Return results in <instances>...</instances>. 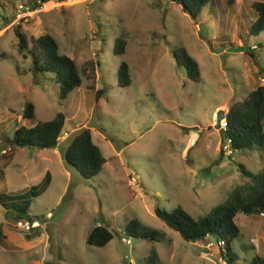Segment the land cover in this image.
<instances>
[{
  "label": "rangeland",
  "instance_id": "374dc122",
  "mask_svg": "<svg viewBox=\"0 0 264 264\" xmlns=\"http://www.w3.org/2000/svg\"><path fill=\"white\" fill-rule=\"evenodd\" d=\"M261 2L211 0L193 21L169 0H62L34 11L29 0H0V194L25 202L29 189L50 174L47 189L27 198L34 227H19L27 220L0 204V264H146L151 250L157 264L221 263L216 246L186 243L152 211L180 207L203 217L248 182L239 166L252 174L264 169V151L221 157L223 140L213 128L217 106L227 114L231 104L264 86V32L248 35L257 18L252 4ZM17 27L27 38L53 37L59 54L75 63L81 88L61 101L56 77L36 72L18 54ZM121 36L125 54L115 56ZM179 47L197 63L199 83L177 66L172 52ZM121 63L129 69L128 86L117 77ZM99 91L104 94L95 99ZM27 104L34 107L31 121L22 119ZM57 114L66 122L56 149L5 144L11 132ZM83 130L105 159L90 180L63 161L70 140ZM132 220L160 238H126ZM235 224L234 264L264 259V216L238 214ZM96 227L112 234L104 248L87 245Z\"/></svg>",
  "mask_w": 264,
  "mask_h": 264
},
{
  "label": "trees",
  "instance_id": "16d2710c",
  "mask_svg": "<svg viewBox=\"0 0 264 264\" xmlns=\"http://www.w3.org/2000/svg\"><path fill=\"white\" fill-rule=\"evenodd\" d=\"M61 1L29 0V6L31 11H34L45 4ZM169 1L179 6L184 14L195 21L211 0ZM251 8L257 18L250 24L248 35L257 37L264 32V3H253ZM15 36L18 54L23 59L29 58L36 72L51 73L56 77L61 101L66 100L74 90L81 88L82 80L75 63L67 56L59 54L58 44L53 37L43 35L38 38H27L19 27L15 29ZM125 46V39L121 36L114 43V55H124ZM172 54L177 66L185 70L188 80L199 83L201 80L199 67L187 51L179 47L173 50ZM245 54L254 60L252 52H245ZM86 68H89L91 73L88 78L94 79L95 69L92 63H87ZM117 77L124 82V86L130 84L129 69L125 63L118 66ZM103 94V91L97 92L95 99H99ZM33 118L34 107L27 104L22 119L31 121ZM65 121L66 118L63 114H57L48 122L36 124L30 128L20 127L15 130L13 141L7 137L4 142L13 149H56ZM226 125V136L223 139L231 141L230 151H264V86L258 87L243 100L228 107ZM220 154L222 157L221 152ZM230 156L231 153L228 157L230 158ZM63 161L69 169L77 172L84 180L96 177L105 165V159L100 149L92 142L89 130L80 131L70 140L63 153ZM238 172L248 182L233 188L222 204L212 208L203 217L193 218L180 207L170 213L154 209L152 214L167 228L177 233L186 243L202 242L207 238H214L215 243L223 242L224 253L220 248H217L218 252L225 257L228 264H234L237 258L231 253L230 246L240 236L239 228L235 224L236 216L238 214L247 217L264 216V169L257 174H252L239 166ZM49 181L50 175L46 172L41 184L31 187L23 196L25 202L16 203L10 201L9 197L0 194V204L5 209L13 210L19 220L24 217V220L32 223L31 218L27 216L30 206V201L27 198H38L47 189ZM39 186L40 188H38ZM124 235L128 239H141L148 242H154L160 238L158 232L143 227L137 220H132L126 225ZM111 240L112 234L107 228L96 227L88 235L87 245L104 248ZM145 261L146 264H157L156 252L151 250ZM250 264H264V259L254 257Z\"/></svg>",
  "mask_w": 264,
  "mask_h": 264
},
{
  "label": "built area",
  "instance_id": "2783aa9c",
  "mask_svg": "<svg viewBox=\"0 0 264 264\" xmlns=\"http://www.w3.org/2000/svg\"><path fill=\"white\" fill-rule=\"evenodd\" d=\"M225 121H223L220 124V128L224 131H226L227 125H226V119H224ZM230 145H231V141L229 139H223V143L221 144L220 147V152L224 153L227 157L230 155ZM3 155L5 154V152H1ZM18 226L21 228H25V229H30L32 227H34V224H30L29 222L26 223H18ZM206 241V246L205 249L206 250H211L214 246H216L217 248H220L222 250V252L224 253V243L223 242H218V243H212L208 241V238L205 240ZM221 263L220 264H228V262L226 261L225 257L223 255H221ZM211 262V261H210Z\"/></svg>",
  "mask_w": 264,
  "mask_h": 264
},
{
  "label": "water",
  "instance_id": "95a60500",
  "mask_svg": "<svg viewBox=\"0 0 264 264\" xmlns=\"http://www.w3.org/2000/svg\"><path fill=\"white\" fill-rule=\"evenodd\" d=\"M226 119V113L222 110L218 111L215 115V119H214V130H217V133L219 135V138L221 140H223V138L226 136V131L222 130L220 128V122L221 120ZM9 140L13 141L14 140V132H11L10 136H9Z\"/></svg>",
  "mask_w": 264,
  "mask_h": 264
},
{
  "label": "crops",
  "instance_id": "0c3cea01",
  "mask_svg": "<svg viewBox=\"0 0 264 264\" xmlns=\"http://www.w3.org/2000/svg\"><path fill=\"white\" fill-rule=\"evenodd\" d=\"M222 107L219 105V106H217L216 107V109H215V112H214V115H213V118H215V115H216V113L219 111V109H221ZM66 122V121H65ZM57 154V153H56ZM58 155V154H57ZM47 173H49V172H47ZM50 175V174H49Z\"/></svg>",
  "mask_w": 264,
  "mask_h": 264
}]
</instances>
